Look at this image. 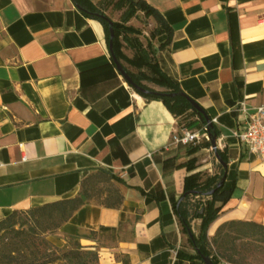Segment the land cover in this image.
I'll return each instance as SVG.
<instances>
[{"label":"crops","instance_id":"1","mask_svg":"<svg viewBox=\"0 0 264 264\" xmlns=\"http://www.w3.org/2000/svg\"><path fill=\"white\" fill-rule=\"evenodd\" d=\"M145 1L171 28L159 66L205 111L227 156L230 196L206 236L230 221L264 226V157L234 135L239 101L264 105V0ZM178 127L126 83L104 27L71 0H0V220L75 197L85 182L89 200L48 236L54 245L78 234L98 264H199L174 210L188 174L177 165L218 169L205 138L191 154L170 143ZM190 223L197 237L200 220Z\"/></svg>","mask_w":264,"mask_h":264},{"label":"trees","instance_id":"2","mask_svg":"<svg viewBox=\"0 0 264 264\" xmlns=\"http://www.w3.org/2000/svg\"><path fill=\"white\" fill-rule=\"evenodd\" d=\"M71 1L86 17L94 18L101 23L109 46L108 21L111 19L91 0ZM110 2L115 10L123 11L119 21L111 20L114 30L113 55L125 69L132 83L147 90V92L135 91L148 100L161 101L175 116L179 127L185 125L193 129L199 125L205 126L198 112L191 106L190 101L192 100L159 66V51L170 41L171 28L169 25L160 19L157 11L145 0H111ZM139 11L147 17L152 16L159 24V28L151 35L153 37H157L158 34L163 35L165 40L161 41L156 49L149 40L146 41V45H143L136 38L141 33L140 30L127 24ZM130 35L135 38H130ZM123 47L129 48L132 55L125 54ZM145 82L154 84L157 88H151ZM186 116H191L193 119L190 122H182ZM206 133L210 137L207 147H210L211 140L213 136L218 135V131L212 124L206 126ZM198 146H193L188 152L194 153ZM217 151L222 161L227 163L226 153L219 149ZM195 163L196 159L191 158L177 165L188 172L183 178L182 199L174 205L183 231L193 237L192 242L196 247V254L188 255L187 258L196 259L199 264H203L201 256L204 255L209 256L213 264H218L219 259L230 264H241L236 257L244 251L246 246L264 245V226L247 221H230V223L221 225L216 231L215 238L209 241L206 236L207 229L221 212V207L229 199L230 193L223 190L224 184L217 187L224 173L222 165L217 163V172L202 178L201 172L192 173L196 169ZM99 178L109 181L113 179V176L100 171ZM82 184L83 190L75 197L30 207L28 210L15 209L1 218L0 264H98L97 251L85 249L79 242L78 234L65 237V241L75 243L73 248L65 245L57 247L48 239L49 235H55L58 232L60 226L67 222L76 210L88 202V190L85 182ZM211 191L213 192L209 194ZM195 197L198 200L192 202ZM194 218L199 219L201 223L197 237L190 230V221ZM211 245L217 257L213 255Z\"/></svg>","mask_w":264,"mask_h":264},{"label":"built area","instance_id":"3","mask_svg":"<svg viewBox=\"0 0 264 264\" xmlns=\"http://www.w3.org/2000/svg\"><path fill=\"white\" fill-rule=\"evenodd\" d=\"M237 107L239 122L234 135L250 154L264 157V105H258L250 109L244 101H239ZM206 126L202 128L203 134L200 133L201 130L197 131L185 125L178 127L177 130L171 133L170 143L182 146H196L202 137L209 140Z\"/></svg>","mask_w":264,"mask_h":264},{"label":"rangeland","instance_id":"4","mask_svg":"<svg viewBox=\"0 0 264 264\" xmlns=\"http://www.w3.org/2000/svg\"><path fill=\"white\" fill-rule=\"evenodd\" d=\"M91 1L94 2L99 7V9H101L105 13V15L108 16L111 20L119 21L123 11L115 10L112 7V2H110L111 0H91ZM127 24L133 26L135 29L137 28L138 30H140L141 33L136 38L139 39L143 45H146V41L149 40L152 43L153 48L156 49L158 48L161 41L165 40L163 35L158 34L157 37H153L151 35V33H154L155 30L159 28V24H157V22L153 19L152 16L147 17L141 11L137 12L136 15L127 22ZM129 37L132 39L135 38V36L133 35H130ZM125 48L127 49V51L129 50V48L127 47ZM145 84L151 88H157V86H155L154 84L152 85L151 83L148 82H145ZM191 120H192L191 116H186L185 118H183L182 122L183 121L190 122ZM210 160L213 162V165L216 166V169H218V165H217L218 162L215 159L214 155L210 158ZM202 175L203 178L207 174L202 173ZM195 200H198V198ZM65 242H66L64 244L65 246H68L70 248L71 247L73 248V246H75V243L72 241H65ZM243 250L244 251H242L240 255L236 257L239 263L264 264V245H259V246L248 245Z\"/></svg>","mask_w":264,"mask_h":264},{"label":"water","instance_id":"5","mask_svg":"<svg viewBox=\"0 0 264 264\" xmlns=\"http://www.w3.org/2000/svg\"><path fill=\"white\" fill-rule=\"evenodd\" d=\"M112 21L109 20L108 24H109V53L112 56L114 65L116 67V69L119 71V73L121 74V76L123 77V79H125L126 83L130 84V86H132V88L134 90H136L137 92H147V90H145L142 87H138L136 86L134 83H132L129 75L127 74V72L125 71V69H123L121 67V65L119 64L118 60L115 58V55H113V51H112V38L114 36V30L113 27L111 26ZM191 106L198 112L200 118L206 123L207 126H211V122L209 120V118L207 117L205 111L201 108H199V106L197 105V103L190 101ZM208 139H210L209 135L207 134ZM211 151L214 152V155L216 157L217 162L223 166L224 168V173L222 175V177L220 178V182L217 184V187H220L223 185L224 181H225V176H226V170H227V165L225 164V162L222 161V159L220 158V155L217 151V147H216V137L213 136L212 140H211ZM213 191L209 192V194H211ZM196 249V247H195ZM201 260L203 261V264H213L211 258L209 256H201Z\"/></svg>","mask_w":264,"mask_h":264}]
</instances>
